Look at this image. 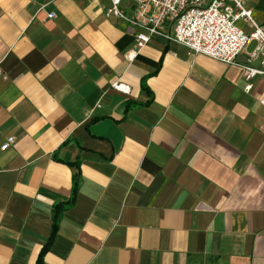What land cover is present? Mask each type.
Segmentation results:
<instances>
[{"label":"crops","instance_id":"obj_1","mask_svg":"<svg viewBox=\"0 0 264 264\" xmlns=\"http://www.w3.org/2000/svg\"><path fill=\"white\" fill-rule=\"evenodd\" d=\"M107 4L0 0V264H35L77 172L42 264H264V76L162 36L129 60Z\"/></svg>","mask_w":264,"mask_h":264},{"label":"built area","instance_id":"obj_2","mask_svg":"<svg viewBox=\"0 0 264 264\" xmlns=\"http://www.w3.org/2000/svg\"><path fill=\"white\" fill-rule=\"evenodd\" d=\"M129 1L131 14H127L123 0H108L104 8L106 17L122 19L139 29L135 34V48L127 51V59L135 57L137 50L153 36H162L184 45L195 54L240 66L246 91L251 89L250 81L254 77L264 76V24L254 19L245 0ZM54 16V12L47 13L48 18ZM239 20L247 23L248 32L237 25ZM251 42H255V46L247 53L245 62H238L237 57ZM255 60L259 61L257 66L253 65ZM112 87L125 90L124 85L117 81L112 83ZM260 103L264 104V97ZM13 141L12 136L7 137L1 149H7Z\"/></svg>","mask_w":264,"mask_h":264},{"label":"trees","instance_id":"obj_3","mask_svg":"<svg viewBox=\"0 0 264 264\" xmlns=\"http://www.w3.org/2000/svg\"><path fill=\"white\" fill-rule=\"evenodd\" d=\"M69 164H73V163H69ZM78 187H79V175L77 172L73 176V185H72V191H71L70 198L64 202H59V203H56L52 206L50 236L47 239L46 243L42 246V248H41V250L37 256V259L35 261V264H42V257L54 239L55 233L58 229V225H59V221H60L62 212L74 204Z\"/></svg>","mask_w":264,"mask_h":264}]
</instances>
